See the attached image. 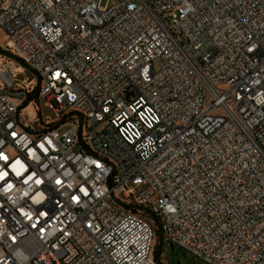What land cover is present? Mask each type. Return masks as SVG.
Listing matches in <instances>:
<instances>
[{"label":"built area","instance_id":"obj_1","mask_svg":"<svg viewBox=\"0 0 264 264\" xmlns=\"http://www.w3.org/2000/svg\"><path fill=\"white\" fill-rule=\"evenodd\" d=\"M0 29L31 72L0 67V264H159L158 230L264 264V0H0Z\"/></svg>","mask_w":264,"mask_h":264},{"label":"rangeland","instance_id":"obj_2","mask_svg":"<svg viewBox=\"0 0 264 264\" xmlns=\"http://www.w3.org/2000/svg\"><path fill=\"white\" fill-rule=\"evenodd\" d=\"M6 47V34L5 32L0 29V67L2 66H12L14 72L16 74H22V77L26 78L31 75L29 70H26V66H23L21 63L16 62V66H14L13 62L11 61V57L7 56L5 53ZM26 67V68H25ZM37 110L33 106L28 107V113L30 116H34ZM42 113L44 116H51L55 117V112L52 107L47 106L43 103L42 106ZM158 205V200L155 202ZM150 223L156 227V220L153 218L149 219ZM158 240V239H157ZM156 247V246H155ZM160 264H206L204 261L196 258L190 252L184 250L183 248L176 246H172L170 242H167L163 247V253L161 255V263Z\"/></svg>","mask_w":264,"mask_h":264},{"label":"trees","instance_id":"obj_3","mask_svg":"<svg viewBox=\"0 0 264 264\" xmlns=\"http://www.w3.org/2000/svg\"><path fill=\"white\" fill-rule=\"evenodd\" d=\"M35 98H38V93L34 96ZM38 100V99H37ZM163 253V241H162V236L160 231L158 230V242L155 247V257L157 259V262L160 264L161 263V255Z\"/></svg>","mask_w":264,"mask_h":264}]
</instances>
